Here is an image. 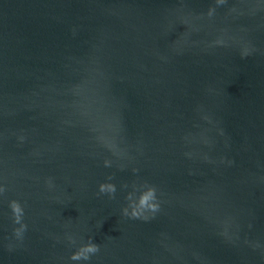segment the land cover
<instances>
[{"label":"water","instance_id":"1","mask_svg":"<svg viewBox=\"0 0 264 264\" xmlns=\"http://www.w3.org/2000/svg\"><path fill=\"white\" fill-rule=\"evenodd\" d=\"M0 189V264H264V0H0Z\"/></svg>","mask_w":264,"mask_h":264},{"label":"clouds","instance_id":"2","mask_svg":"<svg viewBox=\"0 0 264 264\" xmlns=\"http://www.w3.org/2000/svg\"><path fill=\"white\" fill-rule=\"evenodd\" d=\"M2 191V189H0ZM100 192L107 194H114L116 192V186L114 184H101ZM14 209L17 212V222H19L20 208L18 205H14ZM159 209V204L156 202L155 190L148 189L147 191L141 192L138 199L133 200L132 195L129 194V205L123 209V214L130 218H139L146 211L155 212ZM18 239H23V232H16ZM68 240L74 243L73 237L69 236ZM100 249L99 244L95 243L92 239L88 243L80 246L79 249L74 251L71 255V260L88 261L91 256L97 253Z\"/></svg>","mask_w":264,"mask_h":264}]
</instances>
